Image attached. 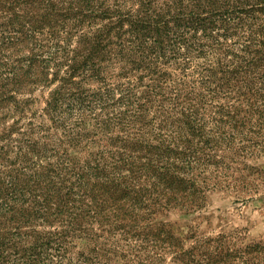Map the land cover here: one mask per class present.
I'll return each instance as SVG.
<instances>
[{
    "label": "trees",
    "instance_id": "obj_1",
    "mask_svg": "<svg viewBox=\"0 0 264 264\" xmlns=\"http://www.w3.org/2000/svg\"><path fill=\"white\" fill-rule=\"evenodd\" d=\"M259 159L264 0H0V264H264L166 219Z\"/></svg>",
    "mask_w": 264,
    "mask_h": 264
},
{
    "label": "rangeland",
    "instance_id": "obj_2",
    "mask_svg": "<svg viewBox=\"0 0 264 264\" xmlns=\"http://www.w3.org/2000/svg\"><path fill=\"white\" fill-rule=\"evenodd\" d=\"M46 95V90L43 92ZM34 110L42 105V96L36 92ZM261 169L254 181L257 188L250 194L216 189L207 193L205 207L194 212H170L167 220L174 223L183 235L214 237L237 230L238 244L264 240V159L253 162ZM189 240V239H188ZM186 240L187 242H190Z\"/></svg>",
    "mask_w": 264,
    "mask_h": 264
}]
</instances>
